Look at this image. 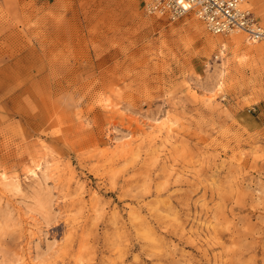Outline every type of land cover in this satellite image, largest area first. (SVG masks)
I'll use <instances>...</instances> for the list:
<instances>
[{
	"label": "rangeland",
	"instance_id": "374dc122",
	"mask_svg": "<svg viewBox=\"0 0 264 264\" xmlns=\"http://www.w3.org/2000/svg\"><path fill=\"white\" fill-rule=\"evenodd\" d=\"M234 33L0 0V264H264V38Z\"/></svg>",
	"mask_w": 264,
	"mask_h": 264
},
{
	"label": "built area",
	"instance_id": "2783aa9c",
	"mask_svg": "<svg viewBox=\"0 0 264 264\" xmlns=\"http://www.w3.org/2000/svg\"><path fill=\"white\" fill-rule=\"evenodd\" d=\"M144 9L171 20L192 12L211 33L241 32L250 41L264 38V25L244 0H144Z\"/></svg>",
	"mask_w": 264,
	"mask_h": 264
},
{
	"label": "bare ground",
	"instance_id": "6f19581e",
	"mask_svg": "<svg viewBox=\"0 0 264 264\" xmlns=\"http://www.w3.org/2000/svg\"><path fill=\"white\" fill-rule=\"evenodd\" d=\"M243 33H241V32H235L234 33V35H236V36H240V35H242ZM243 36V35H242ZM248 41H250V40H248ZM259 41V40H258ZM250 42H253V41H250ZM257 42V41H256Z\"/></svg>",
	"mask_w": 264,
	"mask_h": 264
}]
</instances>
